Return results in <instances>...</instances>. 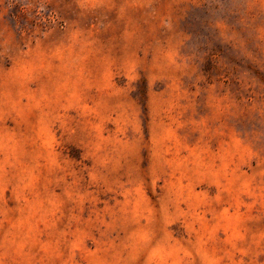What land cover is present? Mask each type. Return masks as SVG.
I'll use <instances>...</instances> for the list:
<instances>
[{
  "label": "rangeland",
  "instance_id": "obj_1",
  "mask_svg": "<svg viewBox=\"0 0 264 264\" xmlns=\"http://www.w3.org/2000/svg\"><path fill=\"white\" fill-rule=\"evenodd\" d=\"M0 264H264V0H0Z\"/></svg>",
  "mask_w": 264,
  "mask_h": 264
}]
</instances>
